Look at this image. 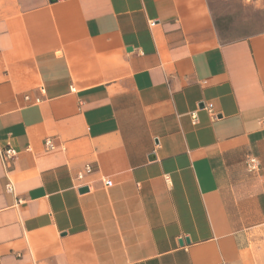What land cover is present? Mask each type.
Listing matches in <instances>:
<instances>
[{
	"label": "crops",
	"instance_id": "0c3cea01",
	"mask_svg": "<svg viewBox=\"0 0 264 264\" xmlns=\"http://www.w3.org/2000/svg\"><path fill=\"white\" fill-rule=\"evenodd\" d=\"M0 264H264V32L222 41L209 0H0Z\"/></svg>",
	"mask_w": 264,
	"mask_h": 264
},
{
	"label": "rangeland",
	"instance_id": "374dc122",
	"mask_svg": "<svg viewBox=\"0 0 264 264\" xmlns=\"http://www.w3.org/2000/svg\"><path fill=\"white\" fill-rule=\"evenodd\" d=\"M222 41L264 32V0H209Z\"/></svg>",
	"mask_w": 264,
	"mask_h": 264
},
{
	"label": "built area",
	"instance_id": "2783aa9c",
	"mask_svg": "<svg viewBox=\"0 0 264 264\" xmlns=\"http://www.w3.org/2000/svg\"><path fill=\"white\" fill-rule=\"evenodd\" d=\"M207 110L209 112L212 111L210 106L207 107ZM191 118H192L193 122L196 123V114H195V112L191 114ZM45 146H46V148L48 150H53L54 149V144L52 143L51 140H46L45 141ZM3 155L5 157H7V158H11V157H14L15 156V152L12 149H7L6 151H4V154ZM246 165H247V169H248L249 172H252L253 173V172H257L259 170L258 163H257V161L254 158H248ZM85 173L86 174L91 173V168L89 166H87L85 168ZM77 179L78 180H82L83 179V174H79L77 176ZM105 185L107 187H109L111 184L109 182H106ZM8 190H11L10 186H8Z\"/></svg>",
	"mask_w": 264,
	"mask_h": 264
},
{
	"label": "water",
	"instance_id": "95a60500",
	"mask_svg": "<svg viewBox=\"0 0 264 264\" xmlns=\"http://www.w3.org/2000/svg\"><path fill=\"white\" fill-rule=\"evenodd\" d=\"M81 191H84V190H81Z\"/></svg>",
	"mask_w": 264,
	"mask_h": 264
}]
</instances>
